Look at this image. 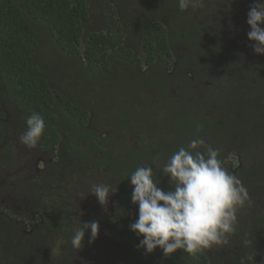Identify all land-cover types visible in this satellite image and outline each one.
I'll use <instances>...</instances> for the list:
<instances>
[{"label":"trees","instance_id":"1","mask_svg":"<svg viewBox=\"0 0 264 264\" xmlns=\"http://www.w3.org/2000/svg\"><path fill=\"white\" fill-rule=\"evenodd\" d=\"M234 1L246 16L254 3ZM231 5L0 0V264H264V54L229 23ZM209 70L227 79L214 99ZM33 112L46 129L29 148L19 137ZM195 138L219 150L248 200L220 256L147 253L130 229L129 176L151 166L169 190L162 169ZM101 183L117 188L103 206L89 193ZM80 220L100 230L77 250Z\"/></svg>","mask_w":264,"mask_h":264},{"label":"clouds","instance_id":"2","mask_svg":"<svg viewBox=\"0 0 264 264\" xmlns=\"http://www.w3.org/2000/svg\"><path fill=\"white\" fill-rule=\"evenodd\" d=\"M203 0H178L181 12L196 10ZM250 30L248 39L254 52L264 54V0H254L247 13ZM27 130L19 139L29 148L38 145L46 129L45 119L33 112L26 119ZM203 139H192L187 146L179 147L165 163L162 172L169 178L170 189L161 188L154 178L151 166H140L130 174L133 186L132 203L138 205V218L130 229L140 239L139 246L147 253L161 249L170 256L183 249L196 255L216 244L228 243L227 235L235 231L238 209L248 200L242 182L223 165L219 150L211 146L206 151ZM108 184H94L89 193L103 206L115 193ZM90 230V233H89ZM98 221L83 222L74 229L71 245L84 246L86 233L89 243L98 237Z\"/></svg>","mask_w":264,"mask_h":264},{"label":"rangeland","instance_id":"3","mask_svg":"<svg viewBox=\"0 0 264 264\" xmlns=\"http://www.w3.org/2000/svg\"><path fill=\"white\" fill-rule=\"evenodd\" d=\"M96 1V0H95ZM103 1V0H102ZM243 5H244V7L245 6H247V4L245 3V2H243ZM232 6V5H231ZM233 8V7H232ZM227 10V9H226ZM230 10V9H229ZM235 10H238V9H235ZM209 13H211V12H209ZM212 14H211V18H212ZM237 21H238V19H237ZM239 21H241L240 19H239ZM238 21V22H239ZM204 41H206L207 43L209 42V40L207 39V37L204 39ZM178 52L181 54L183 51L181 50V48H179L178 49ZM204 78H207V80L209 81V84H210V87L208 88V91H209V96H210V99H214V98H217V92L215 93L214 92V90H216V91H219L218 93H220V92H222V89H224L225 88V86H226V84H227V79H226V77L224 76V75H221L220 77L219 76H217V74L216 73H214L212 70H209V71H207L206 73H205V75L203 76V81H205V79ZM142 143H137L134 139H127V141H126V143L125 144H123V146L125 147H132V148H134V149H138V147L140 148V147H142ZM258 153H254V156L255 157H258ZM232 163H233V167L230 165V168L231 169H236V167L239 165V163H240V160H239V158H237V157H233L232 159ZM235 167V168H234ZM164 190H166V189H164ZM167 191V190H166ZM211 252L214 254V255H216V256H220L219 254H220V252H221V249H220V247H219V245L218 244H216V245H213L212 247H211ZM222 258V260L223 261H221V262H225V260L226 259H224L223 257H221Z\"/></svg>","mask_w":264,"mask_h":264},{"label":"flooded vegetation","instance_id":"4","mask_svg":"<svg viewBox=\"0 0 264 264\" xmlns=\"http://www.w3.org/2000/svg\"><path fill=\"white\" fill-rule=\"evenodd\" d=\"M229 2L233 6V9H230L229 12H228V17L227 18L229 19V23L231 25L233 24L232 26H234V25L235 26H242L243 25L244 31L245 30L248 31L250 29V25L247 24V16L243 13L244 10H239V8H236L237 5L235 4L234 0H229ZM244 2L248 6L249 0H245ZM215 7H218V4ZM215 7H214V9H215ZM235 9H238V10H235ZM237 19H238V21H239V19L241 21L238 22ZM233 156H234V153H233ZM236 157L238 158L239 156H236ZM230 165L231 166L233 165L232 161L230 162Z\"/></svg>","mask_w":264,"mask_h":264}]
</instances>
